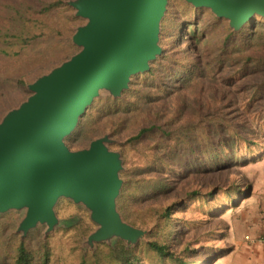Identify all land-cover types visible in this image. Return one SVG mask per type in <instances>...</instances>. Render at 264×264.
<instances>
[{
    "label": "rangeland",
    "instance_id": "1",
    "mask_svg": "<svg viewBox=\"0 0 264 264\" xmlns=\"http://www.w3.org/2000/svg\"><path fill=\"white\" fill-rule=\"evenodd\" d=\"M67 1L49 17L59 34L36 38L18 60L0 54V120L31 94L28 84L80 50L71 37L86 19ZM158 44L147 73L132 75L120 97L100 90L64 138L72 151L108 138L105 145L121 158L117 211L143 236L90 242L98 225L89 210L61 197L50 230L44 223L19 230L24 208L0 213V264H14L21 242L29 264H119L110 255L118 240L134 264H213L230 249L234 226L242 230L257 218L255 195L264 193V17L235 32L208 8L167 0ZM150 241L172 256H159Z\"/></svg>",
    "mask_w": 264,
    "mask_h": 264
},
{
    "label": "water",
    "instance_id": "2",
    "mask_svg": "<svg viewBox=\"0 0 264 264\" xmlns=\"http://www.w3.org/2000/svg\"><path fill=\"white\" fill-rule=\"evenodd\" d=\"M208 8L238 31L264 0H185ZM86 19L72 42L80 50L27 85L31 94L0 120V213L25 209L18 229L38 223L50 230L61 197L81 203L98 228L89 241L120 238L135 243L144 230L122 220L116 207L121 187L119 153L97 138L72 151L64 142L100 90L120 97L132 75L149 70L161 49L159 24L167 0H69Z\"/></svg>",
    "mask_w": 264,
    "mask_h": 264
},
{
    "label": "trees",
    "instance_id": "3",
    "mask_svg": "<svg viewBox=\"0 0 264 264\" xmlns=\"http://www.w3.org/2000/svg\"><path fill=\"white\" fill-rule=\"evenodd\" d=\"M64 6L66 5L63 0H1L0 54L6 58L18 60L30 49L36 38L45 36L50 32H56V35L59 34L56 26L50 24L52 21L49 17L53 15V12H59ZM216 20H218V17H216ZM228 31L233 33L230 30ZM144 131L145 129L138 131L133 139L138 138ZM167 212L166 208V211L163 212L164 216L167 215ZM147 244L150 249L161 257L172 256L163 244L155 241H150ZM110 255L119 264H134L137 261L132 250L126 248L121 240L116 241L114 246L110 248ZM31 258L30 251L22 242L19 243L14 264H29ZM174 259L176 264H185L180 259ZM45 262L44 260L41 264H45Z\"/></svg>",
    "mask_w": 264,
    "mask_h": 264
},
{
    "label": "crops",
    "instance_id": "4",
    "mask_svg": "<svg viewBox=\"0 0 264 264\" xmlns=\"http://www.w3.org/2000/svg\"><path fill=\"white\" fill-rule=\"evenodd\" d=\"M255 196L260 201L257 218L253 215L242 230L234 226L230 249L213 264H264V193Z\"/></svg>",
    "mask_w": 264,
    "mask_h": 264
}]
</instances>
